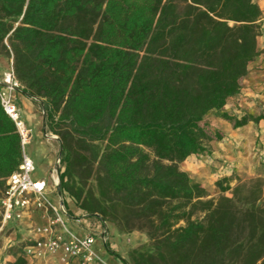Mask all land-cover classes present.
Segmentation results:
<instances>
[{
	"label": "trees",
	"instance_id": "trees-1",
	"mask_svg": "<svg viewBox=\"0 0 264 264\" xmlns=\"http://www.w3.org/2000/svg\"><path fill=\"white\" fill-rule=\"evenodd\" d=\"M261 16L253 0H0V54L59 135L62 193L147 232L127 260L105 242L122 264H264V177L219 179L210 197L178 166L221 138L206 116L256 119L224 105L259 55ZM20 160L0 99L1 192Z\"/></svg>",
	"mask_w": 264,
	"mask_h": 264
},
{
	"label": "crops",
	"instance_id": "crops-1",
	"mask_svg": "<svg viewBox=\"0 0 264 264\" xmlns=\"http://www.w3.org/2000/svg\"><path fill=\"white\" fill-rule=\"evenodd\" d=\"M253 1L262 11L261 29L257 38L259 55L249 63L248 71L241 79L239 92L227 100L224 111L235 115L238 119L243 115L252 116L256 119L234 126L231 122L221 118L222 121L217 122L219 123L217 131L221 134V138L210 142L209 151L202 158L204 162L216 167V174L221 179L229 178V183L235 181L237 177H264V0ZM11 95L19 109L21 119L31 130L30 139L27 143L31 146L29 150L24 149V151L32 158L35 171L40 169L44 173L35 174L34 171L33 177L48 182V175H50L51 181L50 184L48 183V191L50 196L54 195L50 188V185H52L51 168L59 152V143L51 139L44 140L41 137L45 128L44 117L42 116V99H34L21 89L13 90ZM32 132H36V137L32 136ZM191 156H196V154ZM64 200L67 209L74 216L83 213L70 197L66 196ZM44 222L45 217L40 211H29L20 220L9 222L3 229L10 230L9 238L17 242H26V239L30 237L31 227ZM68 223L70 225L68 226L69 229L78 235L88 233L90 231L89 227L96 230L99 228L97 221L92 219L85 220L79 225L72 221ZM113 242V247L110 242L111 249L114 251L119 250L115 249L118 242L116 240ZM93 247L101 261H95L92 264H98L99 262L103 264H122L102 246L99 238H96ZM25 260L27 261L26 264H63L59 254L25 257Z\"/></svg>",
	"mask_w": 264,
	"mask_h": 264
},
{
	"label": "built area",
	"instance_id": "built-area-1",
	"mask_svg": "<svg viewBox=\"0 0 264 264\" xmlns=\"http://www.w3.org/2000/svg\"><path fill=\"white\" fill-rule=\"evenodd\" d=\"M8 76L2 77L0 83L1 103L6 113L12 118L21 142V160L16 170L5 179L4 190L0 193V230L9 222L20 220L29 211H40L45 222L31 227V234L24 245L27 257L43 256L47 253L59 254L63 264H92L99 260L94 250V242L99 238L106 249L108 241V222L97 214L81 213L74 216L64 204L63 193L57 192L59 175L64 169L61 158V142L57 135L44 128L42 135L59 143V152L51 168V191L57 197L54 202L48 191L49 184L41 178H34L35 165L24 149L29 142L31 130L21 119L20 112L12 98V91L21 89L14 77L12 67ZM22 90V89H21ZM38 99V98H36ZM44 114V111H42ZM96 220L98 230L89 227L85 235H78L71 231L67 225L69 221L79 225L85 220ZM107 250V249H106Z\"/></svg>",
	"mask_w": 264,
	"mask_h": 264
},
{
	"label": "rangeland",
	"instance_id": "rangeland-1",
	"mask_svg": "<svg viewBox=\"0 0 264 264\" xmlns=\"http://www.w3.org/2000/svg\"><path fill=\"white\" fill-rule=\"evenodd\" d=\"M4 53V51H3ZM12 67V57L6 56L5 54H0V78L3 77V72L8 71L9 68ZM43 108V107H42ZM42 116L44 117V114L42 113ZM211 127L212 130L217 131V127L219 123L218 121H222L220 117L214 116V115H208L204 119ZM46 128V126H45ZM47 129V128H46ZM48 130V129H47ZM53 134L59 136L58 134L52 132ZM32 136L36 137V132H32ZM44 140H50L44 136H41ZM215 140H211L210 142H214ZM208 143V146L210 144ZM31 144L25 145V150H29ZM153 158V156H151ZM204 154L202 155H196V156H188L186 159L178 163V166L181 170L185 171L193 180L196 182H199L209 193L210 197H218L220 195V190L216 186V181L221 179L216 174V167L208 162H204L203 158ZM35 174H44L43 171H40V169H36ZM256 177H262V176H252V177H238L242 181H247L249 179H253ZM48 183L50 184L51 176L48 175ZM89 183L92 185V188L96 190V184L93 179L89 180ZM237 183V179L232 181L230 183V186L233 187ZM1 192V190H0ZM229 195V193H226ZM64 197L67 195L63 194ZM53 201L55 202L57 200V197L55 195L50 196ZM182 224V222H180ZM68 226L69 223H67ZM108 231L109 235L108 242H111V246L114 245V240L118 242L116 250L117 252L121 253L119 254L123 259H128V252L132 248H137L140 246H144L146 248L149 247V238L147 235V232L143 229H133L132 231L128 233H120L115 229V226L112 223H108ZM10 237V230L6 231L5 229L0 230V264H17V259L23 258L24 263L26 264L27 261L25 260V257H27L24 249V245L27 242H17L14 239L9 238ZM109 242V244H110ZM51 254V253H47ZM30 258V257H29ZM98 264H103L102 262H99Z\"/></svg>",
	"mask_w": 264,
	"mask_h": 264
},
{
	"label": "water",
	"instance_id": "water-1",
	"mask_svg": "<svg viewBox=\"0 0 264 264\" xmlns=\"http://www.w3.org/2000/svg\"><path fill=\"white\" fill-rule=\"evenodd\" d=\"M57 192H58L59 195H61V192L62 191H61V188H60V185L59 184L57 185Z\"/></svg>",
	"mask_w": 264,
	"mask_h": 264
},
{
	"label": "bare ground",
	"instance_id": "bare-ground-1",
	"mask_svg": "<svg viewBox=\"0 0 264 264\" xmlns=\"http://www.w3.org/2000/svg\"><path fill=\"white\" fill-rule=\"evenodd\" d=\"M3 75L7 77L8 76V72L7 71L3 72Z\"/></svg>",
	"mask_w": 264,
	"mask_h": 264
}]
</instances>
